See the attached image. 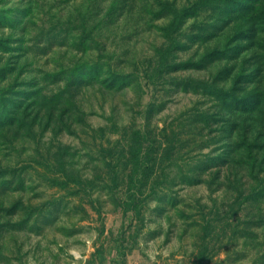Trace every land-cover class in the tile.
I'll list each match as a JSON object with an SVG mask.
<instances>
[{
  "label": "rangeland",
  "instance_id": "obj_1",
  "mask_svg": "<svg viewBox=\"0 0 264 264\" xmlns=\"http://www.w3.org/2000/svg\"><path fill=\"white\" fill-rule=\"evenodd\" d=\"M0 264H264V0H0Z\"/></svg>",
  "mask_w": 264,
  "mask_h": 264
},
{
  "label": "trees",
  "instance_id": "obj_2",
  "mask_svg": "<svg viewBox=\"0 0 264 264\" xmlns=\"http://www.w3.org/2000/svg\"><path fill=\"white\" fill-rule=\"evenodd\" d=\"M136 165V164H135ZM134 173H135V170L134 171H132V174H131V176H130V178H129V184L131 185V186H134V182H136V179H135V177H134ZM135 205V204H134Z\"/></svg>",
  "mask_w": 264,
  "mask_h": 264
}]
</instances>
